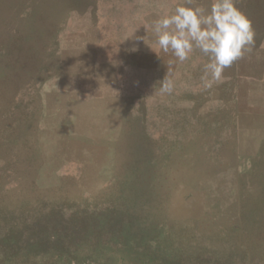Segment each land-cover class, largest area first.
Wrapping results in <instances>:
<instances>
[{
  "label": "rangeland",
  "instance_id": "1",
  "mask_svg": "<svg viewBox=\"0 0 264 264\" xmlns=\"http://www.w3.org/2000/svg\"><path fill=\"white\" fill-rule=\"evenodd\" d=\"M129 3L0 0V264H264V125L244 135L233 124L183 149L122 135L104 164L92 158L103 174L69 179L51 171L56 149L77 156L82 146L36 132L27 114L36 94H19L12 111L10 90L47 91L48 71L59 51L63 59L74 50L72 41L106 40L110 53L127 48L135 30ZM236 3L244 13V0ZM85 6L93 7L89 18ZM17 111L26 113L19 121ZM113 168L120 175L111 179Z\"/></svg>",
  "mask_w": 264,
  "mask_h": 264
},
{
  "label": "crops",
  "instance_id": "2",
  "mask_svg": "<svg viewBox=\"0 0 264 264\" xmlns=\"http://www.w3.org/2000/svg\"><path fill=\"white\" fill-rule=\"evenodd\" d=\"M253 1L244 0V15L255 31V46L226 68L220 79L208 76L207 85L201 75L208 63L206 56L196 49L181 63L156 48L148 28L154 19L185 0H130L134 18L130 27L137 29L139 19L143 30L140 35L135 31L127 48L121 51L116 44L118 51L110 53L105 52L106 40L93 44L81 37L78 43L69 40L75 48L63 53L64 60L58 52L57 68L48 71V90L36 84L15 86L10 90L16 94L12 111L21 107L19 94H36L37 102L27 101V114L34 120L36 132L48 131L66 146L69 142L82 146L77 156L56 149L51 171L67 174L69 179H78L85 172L103 174L105 169L92 163V158L104 164L106 150L118 147L122 135L134 141L181 142L183 149L188 142L201 140L203 134L216 139L233 124L244 125V135L256 132L264 125V6ZM85 8L84 16L89 18L93 7ZM25 114L17 111L16 120ZM12 115L6 113V119ZM171 123L172 129L168 128ZM158 125L161 127L155 128ZM22 129L16 126L17 132ZM119 175L113 168L111 179Z\"/></svg>",
  "mask_w": 264,
  "mask_h": 264
},
{
  "label": "clouds",
  "instance_id": "3",
  "mask_svg": "<svg viewBox=\"0 0 264 264\" xmlns=\"http://www.w3.org/2000/svg\"><path fill=\"white\" fill-rule=\"evenodd\" d=\"M205 3L199 0L177 3L154 19L148 28L158 50L171 53L182 63L198 49L208 58L205 76L220 79L226 68L252 51L255 31L251 21L236 6V0H205ZM138 39L144 40V37Z\"/></svg>",
  "mask_w": 264,
  "mask_h": 264
},
{
  "label": "trees",
  "instance_id": "4",
  "mask_svg": "<svg viewBox=\"0 0 264 264\" xmlns=\"http://www.w3.org/2000/svg\"><path fill=\"white\" fill-rule=\"evenodd\" d=\"M64 224H65V223H64ZM62 226H66V225H62ZM62 226H61V227H62ZM58 230H62V228H58ZM54 233H55V232H54ZM57 243H58V241H57Z\"/></svg>",
  "mask_w": 264,
  "mask_h": 264
}]
</instances>
